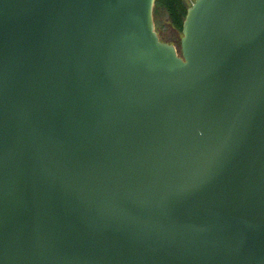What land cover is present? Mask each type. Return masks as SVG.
I'll return each instance as SVG.
<instances>
[{
    "label": "water",
    "instance_id": "water-1",
    "mask_svg": "<svg viewBox=\"0 0 264 264\" xmlns=\"http://www.w3.org/2000/svg\"><path fill=\"white\" fill-rule=\"evenodd\" d=\"M0 0V264H264V0Z\"/></svg>",
    "mask_w": 264,
    "mask_h": 264
},
{
    "label": "rangeland",
    "instance_id": "rangeland-1",
    "mask_svg": "<svg viewBox=\"0 0 264 264\" xmlns=\"http://www.w3.org/2000/svg\"><path fill=\"white\" fill-rule=\"evenodd\" d=\"M195 0H184L185 4L190 7ZM155 31L162 42L180 49L181 32L175 30L168 22L167 15L164 11H156L153 14Z\"/></svg>",
    "mask_w": 264,
    "mask_h": 264
},
{
    "label": "trees",
    "instance_id": "trees-1",
    "mask_svg": "<svg viewBox=\"0 0 264 264\" xmlns=\"http://www.w3.org/2000/svg\"><path fill=\"white\" fill-rule=\"evenodd\" d=\"M187 8L184 0H156L153 14L158 10L164 11L172 27L181 32Z\"/></svg>",
    "mask_w": 264,
    "mask_h": 264
}]
</instances>
